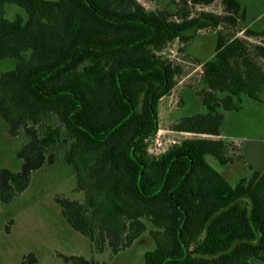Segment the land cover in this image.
<instances>
[{
	"label": "trees",
	"instance_id": "obj_1",
	"mask_svg": "<svg viewBox=\"0 0 264 264\" xmlns=\"http://www.w3.org/2000/svg\"><path fill=\"white\" fill-rule=\"evenodd\" d=\"M221 4L224 15L193 18L137 0H0V61L15 62L0 71V118L11 138H24L20 170H0V202L11 204L59 148L83 197L55 202L95 252L116 255L148 234L154 247L142 264H264V166H248L230 183L206 160L232 162L222 139L187 138L160 156L147 152L159 131L158 104L184 73L165 50L188 44L190 32L244 18L239 0ZM9 5L24 14L7 19ZM255 59L264 60V47L219 34L213 57L198 64L206 113L172 131L220 137V110L239 112L242 96L262 102L264 70ZM22 264L38 263L28 254Z\"/></svg>",
	"mask_w": 264,
	"mask_h": 264
},
{
	"label": "rangeland",
	"instance_id": "obj_2",
	"mask_svg": "<svg viewBox=\"0 0 264 264\" xmlns=\"http://www.w3.org/2000/svg\"><path fill=\"white\" fill-rule=\"evenodd\" d=\"M146 10L166 9L171 13L183 8L190 17L200 13L224 15L221 0L208 5H192L189 0H137ZM187 4H184V2ZM244 8V18L235 19L234 23L225 22L218 28H207L191 33L192 39L186 45L178 42L170 44L165 56L173 59L184 69L174 89L158 104L159 135L163 141L173 140L167 151L179 145L187 138L222 139L227 144V155L231 163L221 166L211 156H206L209 165L221 173L230 183L247 176L246 167L260 170L264 166V95L262 102H256L245 96L241 97L239 112L223 111L224 121L220 137L195 136L172 131V126L184 117L206 113L201 104L200 91L203 89L201 66L213 57L216 39L219 34L226 38H241L249 47H264V0H239ZM17 14H24L15 5L5 9V17L12 20ZM255 33L246 36L241 31ZM182 47H184L183 50ZM264 70V60L255 59ZM11 59L0 61V71L14 68ZM156 133V134H157ZM24 143V138H11L7 125L0 118V170L18 172L21 161L16 152ZM147 149L152 156L160 152L154 150L153 142L147 141ZM55 162L52 166H43L32 173L29 187L18 195L11 204L0 202V264H22L23 258L33 254L38 264H65L61 256H80L100 264H142L146 251L153 249L154 243L148 234L142 235L128 249L112 255L109 250L97 253L90 247L87 238L75 232L64 220L56 197L82 201V193L75 192V179L71 168L64 161L62 149H55Z\"/></svg>",
	"mask_w": 264,
	"mask_h": 264
},
{
	"label": "built area",
	"instance_id": "obj_3",
	"mask_svg": "<svg viewBox=\"0 0 264 264\" xmlns=\"http://www.w3.org/2000/svg\"><path fill=\"white\" fill-rule=\"evenodd\" d=\"M149 140L153 142L154 150L160 152L158 155H155V157L164 154L170 145L175 144V141L173 140L163 141L164 139L159 135V133H157L154 137ZM147 152L149 153L150 151H148L147 149Z\"/></svg>",
	"mask_w": 264,
	"mask_h": 264
}]
</instances>
